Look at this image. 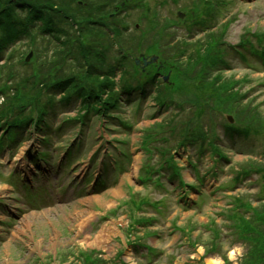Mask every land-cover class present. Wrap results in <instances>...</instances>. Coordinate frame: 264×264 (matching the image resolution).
<instances>
[{
    "label": "rangeland",
    "instance_id": "1",
    "mask_svg": "<svg viewBox=\"0 0 264 264\" xmlns=\"http://www.w3.org/2000/svg\"><path fill=\"white\" fill-rule=\"evenodd\" d=\"M145 1L158 16L150 13L143 16L141 8L122 12V17L128 16V30L121 41L126 50L131 49L133 56L149 55L151 48L158 46L161 53L156 52L164 62L161 72L170 77L166 84L159 82L156 88L164 98L173 102L171 107H157L153 98L156 91H151L153 87H150L139 108L132 105L137 98L133 97L134 101L130 104L126 101L115 112L117 118L106 119L96 114L86 116L82 131L86 134V143L79 155L82 158L73 160L78 150L72 149L63 160L55 163L60 187L53 195L44 190L42 183L31 186L23 184L21 178L11 176L8 181L6 178L13 171H22L23 156L31 174L35 169L33 150L36 145L44 152L51 151V147L40 144L37 139L33 141L24 133L11 145L9 153L0 150V264H75L81 257L80 251H95L98 253L95 256L109 264H223L225 260V264H238L246 251L237 223L228 215L236 197L251 206L260 201L259 204H264V50L259 51L264 49V0ZM177 11L186 14L185 17L178 18ZM150 18L154 19L151 24L154 31L149 25ZM155 20L169 28L166 33L158 34ZM140 38V43L135 45ZM241 40L248 43L242 44ZM47 42L39 36L34 39L32 44L40 52L36 60L50 58L51 47L44 53ZM214 42L221 45L220 57L225 64L217 71L211 70L210 81L217 74L221 75L239 94L238 100H233L230 97L232 90L227 91L225 94L230 100L223 104L225 108L221 112L209 95H204L193 85L197 78L188 77L197 74L199 66L193 65L191 72L181 71L194 57V52L195 57L198 55L195 60H201ZM30 46L31 41L24 39L7 50L4 53L6 63H12L15 69L20 68L21 74L28 73L30 69L23 68L17 60L29 51ZM174 49L182 53L177 57L181 63L171 64L164 60L171 52L174 56L178 53ZM8 56H12L10 61ZM155 69L158 68L149 66L146 70L154 73ZM5 72L6 69L0 83L5 80ZM207 87L211 91L216 88L212 84ZM10 94L12 92L7 95ZM2 100L0 98V103ZM190 101L202 104V114ZM177 104L182 105L181 113L176 112ZM53 111L48 119L50 130L77 115L70 108L62 112L54 107ZM226 113L233 117L237 126H246L251 132L250 137H221L223 124H228ZM187 119L194 127L203 126L207 131L211 128L225 159L219 161L220 158L217 160L215 156L214 162L208 145L209 151L201 157L194 149L183 153L176 146L179 131L184 130L182 122ZM76 122H64L57 133L50 131V144L60 153L59 159L62 149L74 138ZM170 129H173V135L169 133ZM156 132L154 141H151L149 138ZM148 135L150 151L143 149L141 142ZM160 140L166 141L158 142ZM12 141L3 140L4 143ZM157 146H166L168 152L157 149ZM51 153L49 159L54 152ZM170 154L182 168L181 179L201 191L188 188V204L178 199L182 189L172 191L169 184L175 185L177 180H167L169 169L166 166L160 177L164 188L139 180L145 174L146 165L156 168ZM103 156L108 161L115 159L117 163L115 171H106L103 177L106 183L99 182L104 188L96 191L93 181L100 179L101 171L95 166L103 162ZM186 157L194 167L189 166ZM29 160L32 168L28 170ZM72 160L76 164L82 163L73 166ZM244 172L245 176L242 175ZM69 176L74 188L70 189L71 197L65 202L34 213L17 211L19 205L11 193L12 187L31 197L27 206H45L53 204L58 196L66 195ZM108 177L113 178L112 181ZM47 185L53 191L54 185L49 181ZM138 220L145 223L136 224ZM144 247L153 252L148 254Z\"/></svg>",
    "mask_w": 264,
    "mask_h": 264
},
{
    "label": "trees",
    "instance_id": "2",
    "mask_svg": "<svg viewBox=\"0 0 264 264\" xmlns=\"http://www.w3.org/2000/svg\"><path fill=\"white\" fill-rule=\"evenodd\" d=\"M131 8H142L143 15L150 13L156 16V11L151 9L144 0H0V61L4 62L0 64V77L6 69L5 82L0 83V92L3 94L7 90L13 92L10 98L6 99L5 105L0 108V127L4 130L3 136L7 132L6 136L10 135L9 130L12 131V128L21 129L32 123L38 127L43 125L45 116L48 115L46 113L49 106L53 105L56 94L60 95L58 104L62 108L68 107L72 101L79 100L81 114L94 112L109 117L113 111H116L120 107L121 100L115 90L117 86L115 78L118 70L122 68L124 56H119L120 58L115 56L112 64L111 55L108 52L112 51L114 45L125 47L121 37L125 34L127 25L120 14ZM113 10L116 13L110 15ZM149 22L153 30L151 24L154 19L150 18ZM154 26L157 27L158 34L166 33L168 29L156 20ZM37 36L49 37L53 40L54 48H52L51 56L48 60L34 58L26 64L20 55L18 63L23 68L30 69L28 73L21 74L20 68L15 69L12 63H6L3 54L15 47L17 42L23 39L32 42ZM140 41L141 38L136 43ZM156 47L152 49L158 51V46ZM174 50L178 52V49ZM158 53L161 52L158 51ZM172 54L171 52L164 60L171 64L181 63L177 57L182 53H175L173 57ZM193 54L194 57L189 59L181 71L187 73L190 70L191 72L193 65L199 66L198 73L188 77L189 79L197 78L193 85L204 95H209V98L216 103L217 110L221 112L220 110L225 108L223 104H226L230 97L238 100L239 94L231 89L229 80L226 81L221 75L217 74L212 78L214 80L210 81L211 70L217 71L218 67H223L225 64L220 57V45L215 42L211 44L206 56L203 53V56L199 55L201 60H195L198 55L195 57V52ZM10 57L12 56H8L7 60L10 61ZM124 79V75L123 78L120 77L122 92L125 93H129L127 92L129 90L144 92L146 84L153 83V79L150 81L141 76L137 78L135 87L130 81ZM218 80L219 84L216 85ZM207 84L215 85L216 88L211 91ZM229 90H232L230 97L225 94ZM161 94L162 92L157 91L156 104L166 108L171 106L172 101ZM190 103L201 114L202 104L200 106L199 102L190 101ZM178 107L182 111L181 104H178ZM238 128L223 124L222 133L227 137H233L236 133L245 132ZM181 134L182 138L177 142V146L185 148L187 144L193 145L197 148L198 154L202 155L209 151V148H205L209 144L211 154L220 158L225 157L219 150L217 138L213 136L211 128L205 131L201 126L189 127L181 131ZM148 137L150 135L143 139V148L150 151ZM161 149L168 152L166 147ZM164 164L170 170V178L179 179V168L176 167L171 155L164 160ZM160 167L162 165L159 163L158 168ZM147 169L150 172H157L151 165H146L145 171ZM242 175L245 176L246 173ZM233 203L234 207L231 208L228 218L236 221L241 238L247 245L239 264H264V204L251 206L237 197L234 198ZM80 254L81 257L75 264H105L104 260L95 256L98 254L95 251H84Z\"/></svg>",
    "mask_w": 264,
    "mask_h": 264
},
{
    "label": "water",
    "instance_id": "3",
    "mask_svg": "<svg viewBox=\"0 0 264 264\" xmlns=\"http://www.w3.org/2000/svg\"><path fill=\"white\" fill-rule=\"evenodd\" d=\"M30 55H31V54H29V56H27L26 60H28V59H29Z\"/></svg>",
    "mask_w": 264,
    "mask_h": 264
}]
</instances>
